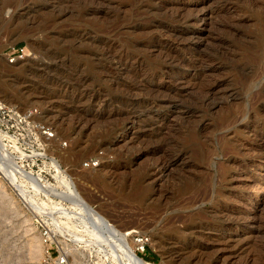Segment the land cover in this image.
<instances>
[{
    "label": "rangeland",
    "instance_id": "374dc122",
    "mask_svg": "<svg viewBox=\"0 0 264 264\" xmlns=\"http://www.w3.org/2000/svg\"><path fill=\"white\" fill-rule=\"evenodd\" d=\"M0 104V264H264V0H0Z\"/></svg>",
    "mask_w": 264,
    "mask_h": 264
},
{
    "label": "built area",
    "instance_id": "2783aa9c",
    "mask_svg": "<svg viewBox=\"0 0 264 264\" xmlns=\"http://www.w3.org/2000/svg\"><path fill=\"white\" fill-rule=\"evenodd\" d=\"M27 57L26 48L21 46L11 47L6 53L9 64L22 61ZM35 117L36 114L34 111L22 112L17 107L0 104V132L5 133V130L10 126L26 125L30 129V139H33V143L36 145L39 143L40 137L45 139L53 138L54 135L50 127L39 122ZM134 240L136 254L142 255L146 253L150 242L149 238L140 235L136 236ZM41 241L43 245V254L40 264H74L69 255L70 253L57 241L55 232L50 227H42Z\"/></svg>",
    "mask_w": 264,
    "mask_h": 264
},
{
    "label": "bare ground",
    "instance_id": "6f19581e",
    "mask_svg": "<svg viewBox=\"0 0 264 264\" xmlns=\"http://www.w3.org/2000/svg\"><path fill=\"white\" fill-rule=\"evenodd\" d=\"M1 134H0V138H1ZM0 143H1V141H0ZM1 146V145H0ZM1 148V147H0ZM2 148H3V146H2ZM3 150V149H2ZM4 152V151H3ZM8 153V152H7ZM6 155V154H5ZM11 155V154H10ZM3 156V155H2ZM5 157V156H4ZM3 157V158H4ZM8 158H10V156L8 157ZM13 158V157H12ZM6 159V158H5ZM4 159V160H5ZM167 159V158H166ZM171 159V158H170ZM10 160V159H9ZM7 162V161H6ZM165 162V161H164ZM167 162H168V160H167ZM13 163V162H12ZM15 163V162H14ZM169 163V162H168ZM173 164V163H172ZM163 165H165V164H163ZM169 164H166V166H168ZM8 166V165H7ZM11 166V165H10ZM165 166V167H166ZM167 168V167H166ZM14 169V168H13ZM20 169V168H19ZM9 170H10V168H9ZM88 213H90V214H93L92 213V211L91 210H89L88 209ZM103 222V221H102ZM109 227V226H108ZM108 229V228H107ZM109 230V229H108ZM106 235V233L102 230V233H101V235ZM108 236L109 235H111V234H107ZM107 236V237H108ZM104 237V236H103ZM103 237H101V238H103ZM110 237V236H109ZM113 237V236H112ZM112 237H110L111 239H114V238H112ZM108 240V239H107ZM107 242V241H106ZM110 242V241H109ZM125 245H126V247L127 248H125L126 250H124V252L126 251V258L129 260V262H130V264H145L138 256H137V254H136V252L134 251V249H132L131 248V246L128 244V243H125ZM114 246V245H113ZM125 247V246H124Z\"/></svg>",
    "mask_w": 264,
    "mask_h": 264
}]
</instances>
